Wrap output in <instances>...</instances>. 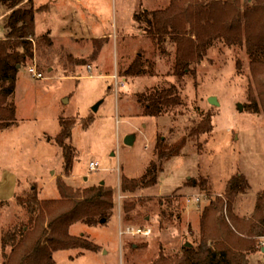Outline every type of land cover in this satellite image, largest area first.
Here are the masks:
<instances>
[{
	"label": "rangeland",
	"instance_id": "374dc122",
	"mask_svg": "<svg viewBox=\"0 0 264 264\" xmlns=\"http://www.w3.org/2000/svg\"><path fill=\"white\" fill-rule=\"evenodd\" d=\"M183 1L185 7L191 3ZM34 2L33 57L20 68L12 97L17 117L0 129V264L6 260L3 232L28 217L17 196L36 192L44 201L62 198V183L72 196L73 190L104 182L113 189L115 207L105 222L81 221L69 228L72 235L95 242L97 251L57 250L55 264H151L160 253L181 254L183 245L199 239L203 209L217 196L227 200L226 188L234 175L249 182L237 196L235 212L241 217L253 214L264 190V110L245 45L218 40L201 61L178 75L176 44L168 38L157 43L147 33L144 13L164 9L171 0ZM12 10L0 4V38L7 34ZM139 55L143 74L126 76ZM32 64L45 79L28 71ZM171 85L180 90V105L157 116L144 114L139 95ZM213 96L218 104L210 102ZM61 119L76 121L67 140L75 154L70 173L56 141ZM198 124L202 130L192 136ZM160 135L169 143L190 138L181 155L160 163L155 151ZM131 136L129 145L126 139ZM152 161L161 167L156 185L123 192L122 178L141 177ZM92 162L97 163L95 169L90 168ZM199 180L211 184L209 193ZM133 202V220L128 221L124 207ZM133 226L152 227L155 237L121 234ZM263 249L260 238L249 264H264Z\"/></svg>",
	"mask_w": 264,
	"mask_h": 264
},
{
	"label": "trees",
	"instance_id": "16d2710c",
	"mask_svg": "<svg viewBox=\"0 0 264 264\" xmlns=\"http://www.w3.org/2000/svg\"><path fill=\"white\" fill-rule=\"evenodd\" d=\"M23 1H27L29 6L22 7L20 3ZM190 1L188 7L184 6L183 0H171V4L164 9L144 11L148 16L147 33L160 45L166 38L176 44L175 72L178 75L185 74L190 65L201 61L218 40L245 45L264 110V0ZM0 4L13 8L6 23L7 34L0 38V129H3L17 117V106L12 97L20 68L33 57L37 7L34 0H0ZM143 63L139 55L125 75H142ZM138 101L144 107V114L155 116L182 102L176 85L141 93ZM61 120L62 131L56 136V141L63 148L65 170L70 173L75 154L74 147L67 140L72 139L76 121ZM202 127L198 124L191 130V135L197 134ZM189 138L185 136L180 141L169 143L160 135L155 149L159 162L165 163L181 155ZM160 168L156 161H152L141 177H123L122 191L135 192L139 187L156 185ZM198 185H202L207 193L211 191L210 183L199 180ZM59 186L62 198L44 201L37 197L36 192L25 195L26 198H23L24 195L17 196L18 202L28 209V217L18 220L3 232L4 264H55L54 251L99 249L85 236L72 235L69 228L81 221L96 225L104 218L109 219L115 207L113 189L101 183L82 191L73 190L75 195L70 196L67 184ZM248 186L249 182L243 176L234 175L226 188L227 200L217 196L203 209L197 243L183 245V252L176 256L160 253L151 264H249V254L258 250L259 239L264 238V190L257 197L253 214L241 217L235 212L234 203ZM135 208L134 202L126 203L124 212L128 221L133 220L130 213ZM170 212L174 214V210ZM8 248L9 254L6 253Z\"/></svg>",
	"mask_w": 264,
	"mask_h": 264
},
{
	"label": "built area",
	"instance_id": "2783aa9c",
	"mask_svg": "<svg viewBox=\"0 0 264 264\" xmlns=\"http://www.w3.org/2000/svg\"><path fill=\"white\" fill-rule=\"evenodd\" d=\"M28 71H30L34 77L38 78V79H45L44 73L39 71L37 68L36 64H32L30 65V67L28 68ZM115 76V75H114ZM97 167V163L92 162L90 164V168L91 169H95ZM198 199V198H196ZM200 199H198L199 201ZM134 234V235H143L145 237H155V233L153 231L152 227H148V228H141V227H127V229L125 231H121V234Z\"/></svg>",
	"mask_w": 264,
	"mask_h": 264
},
{
	"label": "water",
	"instance_id": "95a60500",
	"mask_svg": "<svg viewBox=\"0 0 264 264\" xmlns=\"http://www.w3.org/2000/svg\"><path fill=\"white\" fill-rule=\"evenodd\" d=\"M209 100H210V102H211L212 104H213V103H215V104H218V103H219V101L216 100V97H215V96L210 97ZM100 105H101V101L97 102V105L95 106L94 109L97 111V109L99 108ZM239 108L242 110V104L239 105ZM133 141H134V137H133V136H131V137H127V139H126V143L129 144V145H131V144L133 143ZM103 183H104V182H102V184H103ZM105 221H106L105 218L102 219V222H105ZM186 244L189 245V243H186ZM263 250H264V249H263Z\"/></svg>",
	"mask_w": 264,
	"mask_h": 264
},
{
	"label": "bare ground",
	"instance_id": "6f19581e",
	"mask_svg": "<svg viewBox=\"0 0 264 264\" xmlns=\"http://www.w3.org/2000/svg\"><path fill=\"white\" fill-rule=\"evenodd\" d=\"M216 100H217V98H216ZM218 101V100H217Z\"/></svg>",
	"mask_w": 264,
	"mask_h": 264
}]
</instances>
